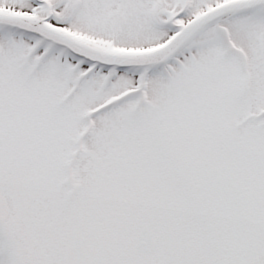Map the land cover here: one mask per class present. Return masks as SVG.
<instances>
[{
  "label": "snow or ice",
  "instance_id": "1",
  "mask_svg": "<svg viewBox=\"0 0 264 264\" xmlns=\"http://www.w3.org/2000/svg\"><path fill=\"white\" fill-rule=\"evenodd\" d=\"M0 264H264V0H0Z\"/></svg>",
  "mask_w": 264,
  "mask_h": 264
}]
</instances>
